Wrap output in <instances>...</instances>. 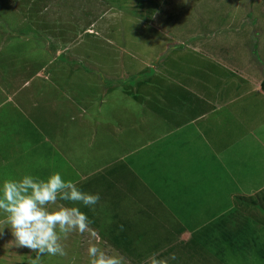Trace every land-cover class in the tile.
I'll list each match as a JSON object with an SVG mask.
<instances>
[{"label":"rangeland","instance_id":"1","mask_svg":"<svg viewBox=\"0 0 264 264\" xmlns=\"http://www.w3.org/2000/svg\"><path fill=\"white\" fill-rule=\"evenodd\" d=\"M147 2L121 0L111 5L114 11L99 22L104 28L83 31L90 33L86 44L91 52L86 45L85 57L80 44L75 53L59 54L54 64L65 59L67 67L76 71L74 120L72 113L67 122V115L61 114L65 128L54 129L46 120L33 121L42 127L40 133L29 131L32 123L27 118L9 140L22 142L25 137V143L40 145L17 148L21 153L15 155L4 145L0 131V185L9 178L46 179L60 173L82 191L100 195L94 209L65 201L50 206L53 210L61 205L79 207L97 236L70 233L62 240L66 255H45L42 264H90L87 250L93 244L109 255L123 256L124 264H150L154 253L168 264H264V192L255 191L264 183V94L253 93L264 67V0ZM28 16L36 18L35 13ZM152 16V25H146L142 17ZM32 26L18 6L0 0V32L25 36ZM60 31L61 37H78L73 28ZM32 43L11 38L9 45L21 51ZM230 46L237 64L241 59L238 70L244 68L247 74V81H239L243 77H238L239 71L237 76L230 73L237 81L234 93L231 83L223 85L225 70L209 57L227 55ZM244 56L251 72L247 64L242 67ZM19 70L6 69L8 74L0 70V127L20 116L5 120L7 106L3 107L7 94L17 93L18 86L10 83L9 76H17ZM149 70L150 76L131 85H117ZM218 99L227 106L210 109L207 104ZM53 100L49 96L43 101L50 105ZM43 101L25 97V115L38 119ZM84 111L92 115L91 123L80 128ZM194 131L201 137H195ZM168 141L175 143L174 156L165 150ZM189 157L193 166L183 177L199 175L204 180L162 174L167 160L179 167L180 159ZM5 220L0 212V228L7 226ZM13 241L11 231L4 228L0 264H29L35 254L15 247Z\"/></svg>","mask_w":264,"mask_h":264},{"label":"crops","instance_id":"2","mask_svg":"<svg viewBox=\"0 0 264 264\" xmlns=\"http://www.w3.org/2000/svg\"><path fill=\"white\" fill-rule=\"evenodd\" d=\"M12 1V2H10ZM121 0H8V3H10L13 7L18 6L19 10L21 12V17H26V22H28V25H33L31 27V30L26 33L25 36L20 35L18 31H4L0 32V70L5 69V72L8 74L6 69H12V68H19V73L14 75L12 77V74H10V83L14 86H18L17 93L11 94L6 96L5 103H3V107L7 106L6 110H4V116L5 120L7 116L12 115L15 116V114H19V120L9 119L6 123L1 125L0 131L4 133V145L6 147H9L12 150V155L17 154L18 149H22L23 147H30V149H35L40 145V142L37 141L36 144H32V141H28L25 143V137L22 142L15 141V140H9V137L14 135L12 132L16 131L17 128L23 127L21 124L24 120L27 121V118L32 124L29 125V131L30 129L33 130V132H43L42 127L35 124L33 121H41L44 123V121H48V127L51 129H54L55 127L59 128H65L66 123L61 122V114H66L65 121L67 122L69 119V116L73 115L74 120V114L77 113L76 111V102L74 100L75 92L73 89V86L75 84L76 71L70 70L67 65H69V62L67 60L63 59L62 61L57 62L54 64L55 61H57V58H59L60 53L62 52H74L75 53V46L78 44L81 45V51L84 53L83 56L86 55V41L89 37L90 33L86 35V31H100L101 25H99V22L102 20L103 15L107 16L108 13L111 14L112 11H114V8L111 5H117L120 3ZM141 1V0H140ZM147 2L148 0H144ZM157 0H149L147 3L156 2ZM159 3L165 4L166 2L169 3L170 0H158ZM38 3V7L34 8V6ZM140 3V2H139ZM8 8V7H6ZM12 8V7H10ZM132 7H129L128 11L131 13L133 10ZM30 13H35L36 18H31L28 16ZM25 15V16H24ZM42 17V18H41ZM147 17V16H146ZM166 17V16H165ZM39 18H41L39 20ZM143 20H147L148 22L146 25L151 26L152 22L155 19L153 16L148 19L142 17ZM87 19V20H86ZM43 20L45 22L43 24ZM86 21V22H85ZM139 24H143L141 22H138ZM68 24H70L73 28V31L78 32V37L76 40H78V43H76V40L70 39L69 35L67 34L66 37H61L60 33L64 28H68ZM39 26V27H38ZM77 26L79 28H77ZM29 27V26H26ZM48 28H52L53 31H49ZM36 29V30H35ZM55 29V30H54ZM40 30V31H38ZM85 31V32H83ZM65 32V31H64ZM11 38H18L23 39L25 41L33 42L30 46H25L24 50H16L18 47H12V45H9L11 42ZM83 38V39H82ZM43 43H46L49 45L48 47H45ZM84 45V46H83ZM107 45H105L106 47ZM235 46V45H234ZM232 46V48H234ZM10 47V50H9ZM45 47V48H44ZM107 48V47H106ZM231 46L228 48L229 52L227 55L222 54L219 55L217 53L213 55H209L211 62H214L217 66L225 70L227 73L226 79H224L223 85L225 86L227 83L232 84V92L234 93L235 90V84L236 80L235 77H229L230 73H233L236 75L237 73L239 78V81H245L247 74L245 69L243 68V71L238 70V67L241 66V59L235 61L236 56L234 49L232 52L230 51ZM87 49L89 53L91 52L90 46L87 45ZM193 48H190L191 50ZM53 50V55L50 53ZM231 52V53H230ZM72 54L75 56V54ZM64 56H66L63 53ZM5 57V58H4ZM65 58V57H64ZM232 58V59H231ZM38 61L40 63H38ZM246 62V63H245ZM243 66L247 64L248 68L251 70L250 61L247 59L246 56L243 57ZM36 65V67H35ZM32 66H34V69H32ZM76 66V65H75ZM73 66V67H75ZM23 68H28L29 71L27 72L22 70ZM66 70V71H65ZM264 71V67L262 68V74L260 78L255 82L254 91L253 93L256 94H264L260 92L258 88L259 81L262 78ZM152 72V71H151ZM250 72H249V81L248 86L251 89V78H250ZM84 76H86L87 72H84ZM24 75L22 78L21 76ZM89 75V74H88ZM236 75V76H237ZM8 75H6L7 80L9 81ZM12 77V78H11ZM83 77V75L81 76ZM231 78V79H229ZM85 80V79H83ZM247 81V80H246ZM243 84H246L243 82ZM48 86V87H47ZM50 86H52V89H50ZM48 88L52 93L49 94ZM40 89H43L40 91ZM240 90V88L238 89ZM54 98V102L48 105L45 101L49 98V96ZM27 98H38L43 101L42 102V108L40 109V116L38 119L34 120V118L29 115H25V107H23L24 102H22L23 99ZM20 101L22 103H20ZM219 99L216 101L217 103H211L208 105V107L212 110L216 108H224L227 106V103L225 101H222L221 104H219ZM205 103V102H204ZM21 105V107L19 106ZM23 109V111H21ZM133 114V113H132ZM92 115L88 111H84V120L83 125H80L81 127H84L85 125H88L91 123ZM137 118V114H136ZM57 119V122L54 123V121ZM138 121V118L136 119ZM140 122V121H139ZM186 126H192V124L188 123ZM44 129H46L44 127ZM22 130V129H21ZM197 130V128L195 129ZM23 132L25 130H22ZM121 132V131H120ZM118 132L117 134H119ZM195 137L199 136V133L195 132ZM169 134L166 133L163 136H161V141L165 138H167ZM32 138V137H31ZM131 140H135V135L132 137L130 136ZM158 140L151 141L147 147L157 143ZM188 142V139L184 140V142ZM175 143L173 141H168V145L165 147V150H171V156H174V147ZM182 145H185V143H182ZM187 145V144H186ZM197 146H195L196 149ZM18 148V149H17ZM141 148V147H140ZM182 148H187L182 147ZM191 148V147H189ZM167 150V153H168ZM20 152V151H19ZM21 153V152H20ZM188 155H191L190 153ZM191 157H189L187 160L180 159V165L179 167H176L172 163V159L170 161L167 160V162H170V166L168 164V167L165 169V165L163 166V172L162 174H167V178L170 179H180L179 177H183L184 174H190L186 173L188 169H190L193 165ZM178 160V156H177ZM182 161V162H181ZM195 161V160H194ZM149 170V169H148ZM191 170V169H190ZM173 174V175H172ZM165 178V176H163ZM205 177V176H204ZM203 176H186L183 178H187L190 180H204ZM208 179V178H206ZM256 192L263 191L264 192V183L260 185L259 188L255 190Z\"/></svg>","mask_w":264,"mask_h":264},{"label":"clouds","instance_id":"3","mask_svg":"<svg viewBox=\"0 0 264 264\" xmlns=\"http://www.w3.org/2000/svg\"><path fill=\"white\" fill-rule=\"evenodd\" d=\"M100 199L99 194L82 191L74 182L63 179L60 173L46 179L24 175L19 179H6L0 185V212L6 216V227L14 237L15 247L27 248L35 254V258L29 257V264H42L45 255H66L62 240L70 233L87 232L97 236L91 227L92 221L79 207L61 205L53 210L50 206L65 201L94 209ZM4 228H0V235ZM87 252L90 264H124L123 256L109 255L95 244ZM171 258L175 259V256ZM150 264L168 262L158 259L154 253Z\"/></svg>","mask_w":264,"mask_h":264},{"label":"trees","instance_id":"4","mask_svg":"<svg viewBox=\"0 0 264 264\" xmlns=\"http://www.w3.org/2000/svg\"><path fill=\"white\" fill-rule=\"evenodd\" d=\"M86 71H87V69H86ZM150 74H151V71L149 70V71H147L146 74L139 75V76H132V77H129L128 79H126V80H120V81L117 82V85H119V86L129 85V84L131 85V84H133L134 80H136V79H140L141 80L142 77H148V76H150ZM258 88H259L260 92L264 93V71H263L262 78L259 81ZM189 242H193V239L191 241H189Z\"/></svg>","mask_w":264,"mask_h":264}]
</instances>
